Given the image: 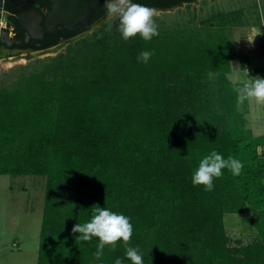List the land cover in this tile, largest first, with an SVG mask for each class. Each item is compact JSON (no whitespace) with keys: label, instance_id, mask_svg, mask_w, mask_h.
Segmentation results:
<instances>
[{"label":"trees","instance_id":"16d2710c","mask_svg":"<svg viewBox=\"0 0 264 264\" xmlns=\"http://www.w3.org/2000/svg\"><path fill=\"white\" fill-rule=\"evenodd\" d=\"M134 1L166 9L196 0ZM158 23L150 41H125L107 22L0 87V175L47 177L38 264H132L122 240L97 261L99 238L72 232L93 204L131 218L130 246L144 264H264V135L246 128L226 78L234 60L249 59L227 29L264 20L238 9ZM144 50L154 51L147 64L137 60ZM212 75L227 92L220 109ZM212 150L244 168L224 169L206 192L191 176ZM247 213L260 240L231 248L224 218Z\"/></svg>","mask_w":264,"mask_h":264},{"label":"rangeland","instance_id":"374dc122","mask_svg":"<svg viewBox=\"0 0 264 264\" xmlns=\"http://www.w3.org/2000/svg\"><path fill=\"white\" fill-rule=\"evenodd\" d=\"M238 9L250 14L257 9L264 20V0H196L190 4L184 3L178 7L157 10L158 15L155 19L158 25L160 24L158 22L173 25L177 22H186L194 16L200 18L209 15L213 10ZM105 22L107 23V20ZM258 33L261 34L255 37ZM227 37L232 47L247 50L249 56L247 63L238 59L232 62V72L226 76L227 80L237 84L243 78L245 74L235 68L237 65L241 69L247 67L250 76L264 78V27L228 28ZM253 38L254 41L249 43ZM56 55L49 53L34 59L43 60ZM10 60L12 59L8 62ZM28 61H21L18 65H14V62L11 65L8 62H0V87H11L24 72L21 68L28 66ZM211 79L215 99L220 101L217 104L220 109L222 93L227 95V92H222L223 89L217 85L220 81L217 76L212 75ZM236 109L244 117L246 128L254 136L264 135V105L246 101L242 105H236ZM10 156L11 154L3 155L7 159V167L13 170L14 159ZM46 185L47 177L42 175H0V264H38ZM251 218V213L225 216L229 247L242 248L260 240L258 232L252 226Z\"/></svg>","mask_w":264,"mask_h":264},{"label":"clouds","instance_id":"9594fccd","mask_svg":"<svg viewBox=\"0 0 264 264\" xmlns=\"http://www.w3.org/2000/svg\"><path fill=\"white\" fill-rule=\"evenodd\" d=\"M105 8L108 30H111L115 24L125 41L137 36V34L145 41H150L159 35V25L155 19L158 15L156 9L133 2V0H105ZM260 34H256L255 37ZM254 38L249 40V43H252ZM153 55L154 51L144 50L139 53L137 60L147 64ZM235 68L245 74L234 85L233 90L236 92L237 105H242L246 101L264 105V78L250 76L247 67L241 69L237 65ZM243 168L244 164L240 159L231 155L225 158L216 150H212L200 159L198 167L192 173L191 182L193 186L202 185L204 191L211 192L214 190V179L222 177L224 169L231 172L233 176H239ZM90 212L89 221L77 223L73 226L72 232L79 233L78 239L86 242L91 241L93 237L99 238V243L93 254L97 261L102 259L106 245L115 250L117 241L122 240L125 255L132 264H144L143 253L139 246H130L133 235V224L130 217L111 211L106 207H100L98 204H93ZM115 264H123V260L118 257Z\"/></svg>","mask_w":264,"mask_h":264},{"label":"flooded vegetation","instance_id":"af4514ba","mask_svg":"<svg viewBox=\"0 0 264 264\" xmlns=\"http://www.w3.org/2000/svg\"><path fill=\"white\" fill-rule=\"evenodd\" d=\"M11 2L13 11L7 8V0H0V62L13 59L14 65H18L21 61L29 60L28 63L31 64L36 60L34 58L40 55L56 53V56H59L70 44L93 34L106 23L105 0L97 4L85 26L73 31L68 30L62 23L56 24L51 30L48 29V14L52 6L50 0L27 1L23 10L21 7L24 4ZM24 22L36 23L38 28L31 32Z\"/></svg>","mask_w":264,"mask_h":264},{"label":"water","instance_id":"95a60500","mask_svg":"<svg viewBox=\"0 0 264 264\" xmlns=\"http://www.w3.org/2000/svg\"><path fill=\"white\" fill-rule=\"evenodd\" d=\"M14 1L15 4H24L21 7L23 10L26 4L29 1L33 0H7V8L13 11L12 3ZM28 1V2H27ZM52 2V6L49 9L47 27L51 30L58 23H62L66 26L68 30H76L77 28H81L85 26L91 15L93 14L97 4L102 0H50ZM14 4V5H15ZM24 25L27 26L31 32H35L36 28H38V24L36 23H26Z\"/></svg>","mask_w":264,"mask_h":264},{"label":"bare ground","instance_id":"6f19581e","mask_svg":"<svg viewBox=\"0 0 264 264\" xmlns=\"http://www.w3.org/2000/svg\"><path fill=\"white\" fill-rule=\"evenodd\" d=\"M12 62H14V60L12 59V60H10L9 62H8V64L9 65H11L12 64Z\"/></svg>","mask_w":264,"mask_h":264}]
</instances>
